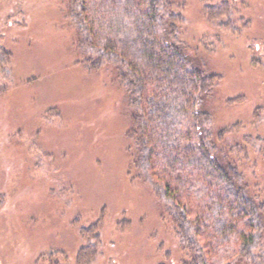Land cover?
Returning a JSON list of instances; mask_svg holds the SVG:
<instances>
[{
    "label": "rangeland",
    "instance_id": "374dc122",
    "mask_svg": "<svg viewBox=\"0 0 264 264\" xmlns=\"http://www.w3.org/2000/svg\"><path fill=\"white\" fill-rule=\"evenodd\" d=\"M226 1L214 18L206 0H171L192 52L220 75L215 129L241 142L264 191V0ZM104 70L79 63L65 0H0V264L188 260L133 167L126 98Z\"/></svg>",
    "mask_w": 264,
    "mask_h": 264
},
{
    "label": "trees",
    "instance_id": "16d2710c",
    "mask_svg": "<svg viewBox=\"0 0 264 264\" xmlns=\"http://www.w3.org/2000/svg\"><path fill=\"white\" fill-rule=\"evenodd\" d=\"M65 4L79 63L110 71L125 95L133 167L162 202L182 264H264V191L244 172L241 142L215 129L220 75L184 39L183 9L171 0ZM228 8L206 0L204 11L220 18Z\"/></svg>",
    "mask_w": 264,
    "mask_h": 264
}]
</instances>
